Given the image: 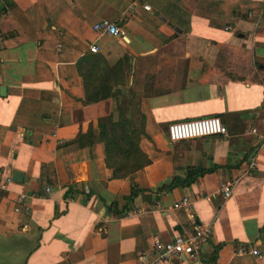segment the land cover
Here are the masks:
<instances>
[{
    "label": "crops",
    "instance_id": "0c3cea01",
    "mask_svg": "<svg viewBox=\"0 0 264 264\" xmlns=\"http://www.w3.org/2000/svg\"><path fill=\"white\" fill-rule=\"evenodd\" d=\"M102 21L121 37L92 29ZM82 57L93 83L103 74L137 96L150 163L125 178L102 159L61 161L117 118L113 98L84 103ZM1 89V178H20L0 191V264H137L155 241L191 234L189 215L209 238L164 264H264V147L249 134L264 131V0H0ZM208 116L226 136L166 139L168 124ZM186 169L211 171L162 189ZM183 198L187 212L172 208Z\"/></svg>",
    "mask_w": 264,
    "mask_h": 264
},
{
    "label": "trees",
    "instance_id": "16d2710c",
    "mask_svg": "<svg viewBox=\"0 0 264 264\" xmlns=\"http://www.w3.org/2000/svg\"><path fill=\"white\" fill-rule=\"evenodd\" d=\"M95 63L93 58L82 57L75 64L76 72L83 84L84 103H97L113 98L117 118L113 120L111 115L101 117L97 120L96 133L88 129L86 133L78 134L73 141L66 143V145L75 144L76 148L68 156H62L61 161L67 164L102 159L106 167L111 170L112 178H125L150 163L138 147L141 137L145 136L144 117L139 111L137 96L132 91L127 89L111 92L110 86L107 89L103 86L105 83L103 74L96 76L98 83H93V78L99 71L92 68ZM95 86L97 89L94 88ZM217 118L219 119V116ZM219 120L222 123L221 119ZM210 171L186 169L183 177H172L171 182L162 189L188 187L195 179ZM133 195L132 191L131 197Z\"/></svg>",
    "mask_w": 264,
    "mask_h": 264
},
{
    "label": "built area",
    "instance_id": "2783aa9c",
    "mask_svg": "<svg viewBox=\"0 0 264 264\" xmlns=\"http://www.w3.org/2000/svg\"><path fill=\"white\" fill-rule=\"evenodd\" d=\"M143 8L148 10V7L146 6ZM92 29L109 36L121 37L119 29L115 25L105 21L94 24ZM88 52L95 53L96 48L90 46L88 48ZM249 134L254 137L255 144L257 146L264 147V131L251 128L249 129ZM165 136L169 143H178L207 137H224L226 136V128L217 117L208 116L170 123L166 126ZM254 166V161H249L246 171L252 170ZM10 183V178H1L0 173V191H6L7 186ZM231 188L232 181H226L220 186V193L223 199H226L230 196ZM45 191H47V189H45ZM17 200L20 202L24 201V196L19 195ZM172 208H181L183 211L187 212V199H181L180 202L173 204ZM188 218L192 222L191 234L187 236H177L167 241H155L151 246L149 256L147 257V255L143 252L138 253L136 255V263L164 264L172 258H192L194 255L198 254L200 245L210 236V229L202 228L200 225L194 223L192 215H189ZM235 251L239 255H250L253 257H259L261 255V253L254 248L245 249L242 247H237Z\"/></svg>",
    "mask_w": 264,
    "mask_h": 264
},
{
    "label": "water",
    "instance_id": "95a60500",
    "mask_svg": "<svg viewBox=\"0 0 264 264\" xmlns=\"http://www.w3.org/2000/svg\"><path fill=\"white\" fill-rule=\"evenodd\" d=\"M0 91H2V89ZM19 178H20L19 173H16V172L12 173L11 181L18 182Z\"/></svg>",
    "mask_w": 264,
    "mask_h": 264
},
{
    "label": "rangeland",
    "instance_id": "374dc122",
    "mask_svg": "<svg viewBox=\"0 0 264 264\" xmlns=\"http://www.w3.org/2000/svg\"><path fill=\"white\" fill-rule=\"evenodd\" d=\"M227 127V126H226Z\"/></svg>",
    "mask_w": 264,
    "mask_h": 264
}]
</instances>
